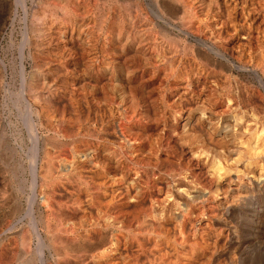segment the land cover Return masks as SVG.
<instances>
[{"label": "rangeland", "instance_id": "rangeland-1", "mask_svg": "<svg viewBox=\"0 0 264 264\" xmlns=\"http://www.w3.org/2000/svg\"><path fill=\"white\" fill-rule=\"evenodd\" d=\"M50 1L25 0L45 264H264V0H73L74 24ZM15 2L0 0V264H41Z\"/></svg>", "mask_w": 264, "mask_h": 264}, {"label": "bare ground", "instance_id": "bare-ground-1", "mask_svg": "<svg viewBox=\"0 0 264 264\" xmlns=\"http://www.w3.org/2000/svg\"><path fill=\"white\" fill-rule=\"evenodd\" d=\"M53 1V0H52ZM50 1V2H52ZM57 1V0H56ZM55 1V2H56ZM65 1V0H64ZM173 1V0H172ZM60 2V1H59ZM184 2V1H183ZM53 3V2H52ZM58 4V1L56 2ZM66 4V2H64ZM63 3V4H64ZM178 3V2H177ZM186 3V2H185ZM55 4V3H54ZM61 4V3H60ZM67 4H68V7L69 5H71L69 8L67 7L66 9V13L69 12L70 15H68L69 17H65L62 16V17H58V16H55L56 19H59L61 20L62 22H65L67 21H71L73 24L74 23H78V20L80 19L81 17V14H80V4L76 1H73V0H68L67 1ZM21 6L23 11H24V14L21 16V19L23 20V23H24V26H23V30H22V40L20 41V43H18L17 45V49H18V53H19V62H18V66H19V72H20V76H21V87H20V99L23 101V103L25 104V109L23 110V115H24V118L27 122V126H28V130H29V135H30V139L33 143V146L31 147V155H30V159H29V169H30V173H31V179H30V182L28 184V188H29V193H28V196H27V212H28V215L30 216V224L32 225L34 231L36 232V235L38 237V251H37V256H39V262L41 264H45L46 262V259L44 257V252H43V239H42V235L39 231V229L37 228V225H36V222L33 218V214H34V209H33V205L36 201V198H37V186H38V174H37V165H38V162H39V150H40V146H39V136H38V132H37V127H36V123L32 117V114H31V104L30 102L25 98V92L27 88H30L31 90H33V87L31 85V83L28 82L27 80V77H26V69H25V65H24V58H25V51H26V48L30 45L31 43V36H30V31H29V28L27 27V22H28V19H29V12L27 10V7H26V2L25 0H16L15 2V13H14V16H13V20L16 18V15H17V8ZM59 6V5H58ZM65 5H63V8H64ZM186 6V5H185ZM55 7V6H54ZM60 7V6H59ZM58 7V8H59ZM65 7V8H66ZM190 7V5H189ZM57 8V9H58ZM62 8V7H61ZM64 8V9H65ZM187 8V7H185ZM63 9V10H64ZM189 9V8H188ZM56 10V9H55ZM186 9H184L185 11ZM190 10V9H189ZM59 12L61 10H58ZM58 11H55V12H58ZM189 13V12H188ZM60 14V13H59ZM63 14H65L63 12ZM61 18V19H60ZM58 21V20H56ZM59 22V21H58ZM69 22V23H71ZM52 23H53V20H52ZM78 28V26H77ZM76 28V29H77ZM42 29V28H41ZM43 30V29H42ZM11 45L13 46V43L11 42ZM28 56V55H27ZM12 61V60H11ZM13 62V61H12ZM6 62L3 58L0 57V67L3 68V69H6ZM38 72V71H37ZM40 72V71H39ZM31 73V72H30ZM32 74V73H31ZM42 74V73H41ZM44 74V73H43ZM39 75V74H38ZM32 76V75H31ZM46 76V75H45ZM35 77V76H34ZM35 80V79H33ZM32 81V80H31ZM47 81V80H46ZM45 83V82H43ZM49 83V82H48ZM34 85V83H33ZM46 85H49V84H46ZM48 87V86H47ZM46 87V88H47ZM29 90V89H28ZM37 90V89H36ZM47 90V89H46ZM49 90V89H48ZM49 92V91H48ZM36 95V94H35ZM39 95V94H38ZM41 95V94H40ZM34 96V95H33ZM43 96V95H42ZM36 97V96H34ZM39 98V97H38ZM36 100V99H35ZM228 120H232V118H227ZM222 129H224V132L227 133V131H230V127L228 125H225ZM231 133V132H230ZM215 162V161H214ZM217 163V162H215ZM217 167L219 166V164H216ZM221 165V164H220ZM63 166V165H62ZM61 167V166H60ZM220 169V167L218 168ZM44 201V200H43ZM28 260V259H27ZM28 263V262H27ZM33 263V261L31 262ZM24 264V263H23ZM35 264V263H34Z\"/></svg>", "mask_w": 264, "mask_h": 264}]
</instances>
